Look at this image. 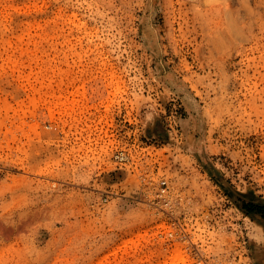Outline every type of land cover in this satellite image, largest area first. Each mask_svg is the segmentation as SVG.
<instances>
[{"label": "rangeland", "instance_id": "obj_1", "mask_svg": "<svg viewBox=\"0 0 264 264\" xmlns=\"http://www.w3.org/2000/svg\"><path fill=\"white\" fill-rule=\"evenodd\" d=\"M0 264H264V0H0Z\"/></svg>", "mask_w": 264, "mask_h": 264}]
</instances>
